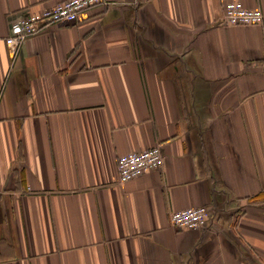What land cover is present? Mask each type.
<instances>
[{"label":"crops","instance_id":"obj_1","mask_svg":"<svg viewBox=\"0 0 264 264\" xmlns=\"http://www.w3.org/2000/svg\"><path fill=\"white\" fill-rule=\"evenodd\" d=\"M0 0V264H264V0H106L43 25ZM163 163L119 183L118 155ZM205 205L199 229L171 211Z\"/></svg>","mask_w":264,"mask_h":264},{"label":"built area","instance_id":"obj_2","mask_svg":"<svg viewBox=\"0 0 264 264\" xmlns=\"http://www.w3.org/2000/svg\"><path fill=\"white\" fill-rule=\"evenodd\" d=\"M106 4V0H61L53 5L37 10H26L9 25L5 38L11 60L19 54L25 40L38 32L43 25L55 22L73 23L79 12L96 4ZM263 19L259 8H247L240 0H226L223 5L221 22L225 25L259 24ZM163 163L160 145L129 151L118 155L116 168L119 183L138 177L149 171L158 170ZM211 216L205 205L189 206L170 212V224L177 229H199L207 225Z\"/></svg>","mask_w":264,"mask_h":264}]
</instances>
